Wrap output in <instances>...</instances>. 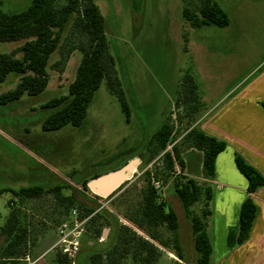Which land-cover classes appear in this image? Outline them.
<instances>
[{"label": "rangeland", "instance_id": "obj_1", "mask_svg": "<svg viewBox=\"0 0 264 264\" xmlns=\"http://www.w3.org/2000/svg\"><path fill=\"white\" fill-rule=\"evenodd\" d=\"M224 1L228 5V26L192 28L182 18L184 0H95L105 21L109 51L129 107V120L126 122L117 97L103 82L81 126L67 125L57 131L43 132L42 120L53 110L42 105L52 98L67 95L82 57L77 50L72 51L61 69L56 62L62 58V53L54 52L49 60V81L44 91L37 96H22L17 101L0 104V190L34 185L49 187L66 182L84 191L82 181L89 182L95 175L120 169L138 159L139 164L127 184L112 196L101 197L100 205L113 213L120 225L130 227L157 247L160 254L155 264H196L189 216L175 198L173 174L161 166L159 158L149 162L146 147L169 118L174 125V144L182 149L187 173L200 175L201 153L183 150L180 145L186 129L200 118L199 112L192 120L183 117L184 111L174 105L182 76L186 72L193 76L204 103L203 113L211 116L244 90L256 71L264 69V9L255 8L251 14L246 1L218 2L226 6ZM29 2L0 0V10L19 11ZM21 44L22 41L0 43V54L9 53ZM17 82L18 76L9 75L0 83V94L13 89ZM146 169L157 174L159 180L154 185L162 200L177 214L176 236L181 258L172 250L171 232L160 229L161 235L169 239V247H164L124 217L138 199ZM84 193L93 199L90 191ZM63 194L68 195L69 190H63ZM12 199L11 192L0 195V226L8 216ZM202 202L203 199L192 207V212L200 214ZM23 207L29 231L26 254L32 258L47 250L44 249L48 246L46 238L54 236L57 228L65 224L64 230L69 231L75 221L87 218L76 207L63 215L50 194L28 199ZM101 227L99 236L88 230V219L78 228L80 249L74 264H92L91 252L110 248L113 229L111 225ZM4 238L0 235V249ZM106 260L103 257L101 264H106ZM120 264H134L132 252L126 254Z\"/></svg>", "mask_w": 264, "mask_h": 264}, {"label": "trees", "instance_id": "obj_2", "mask_svg": "<svg viewBox=\"0 0 264 264\" xmlns=\"http://www.w3.org/2000/svg\"><path fill=\"white\" fill-rule=\"evenodd\" d=\"M184 1L186 5L182 8L181 14L190 27L228 26V15L215 0ZM20 41L22 44L16 49L0 54V83L5 82L11 74L18 76L16 86L0 94V104L17 101L22 96L40 94L48 85L47 68L51 55L56 51L62 53V58L56 62L62 69L69 54L77 50L82 57L75 77L68 85V93L52 98L42 105L53 112L42 120L41 130L53 132L67 125L81 126L88 107L103 82L117 97L128 122L129 107L116 75L114 58L109 51L105 21L95 0H63L62 3L59 0H30L22 10L15 12L0 10V43ZM174 105L180 106L184 111L182 116L191 120L202 107L198 85L188 72L182 76ZM261 105L264 106V103ZM173 135L174 125L167 118L148 141L146 147L148 161L159 158L161 166L173 174L175 198L189 216L193 248L197 255L196 264H209L212 247L206 227L211 215L212 190L207 180L213 178L215 159L225 150L227 143L207 134L197 124L186 129L180 145L185 148L183 150L194 149L201 152L203 178L201 181L184 173L182 149L174 144ZM169 146L170 149H167ZM234 163L239 173L247 180V196L240 205L238 215L236 244L240 245L248 238L255 219L256 206L252 195L264 187V174L239 153L234 154ZM100 175H95L91 179ZM142 179L143 185L138 190V199L133 207L128 208L124 217L133 227L143 231L149 239L164 247H169V239L161 235L160 229L165 228L171 232L172 250L181 258L180 243L176 236L179 226L177 214L170 204L162 200L159 189L155 187V181L159 180L157 174L146 169ZM125 184L127 181L116 191ZM80 185L84 191H89L87 180L82 181ZM63 190H69V194L64 195ZM84 191L66 182L54 183L49 187L34 185L18 190L1 189L0 195L11 192L17 201H11L14 202L13 205L8 204V216L0 226V235L5 237L0 249V264H23L19 259L27 252L29 237L23 203L46 194L52 195L57 209L63 215L71 207L81 210L84 216L88 217V230L95 236L101 234L102 225H111L113 229L111 246L107 247L108 249L91 252L89 260L92 264H101L103 257L107 259L106 264H120L121 259L130 252L134 264H155L160 254L157 247L130 227L120 225L118 219L108 209H102L101 197L93 195V199L88 198ZM201 199L203 202L200 214L192 212L191 208ZM48 255L50 257L48 259L47 256L46 260L50 264H71L64 254L50 252Z\"/></svg>", "mask_w": 264, "mask_h": 264}, {"label": "crops", "instance_id": "obj_3", "mask_svg": "<svg viewBox=\"0 0 264 264\" xmlns=\"http://www.w3.org/2000/svg\"><path fill=\"white\" fill-rule=\"evenodd\" d=\"M218 1L215 0L228 15V5L224 1L226 6H222ZM235 1H246L251 14L255 8L258 11L264 9V0H232ZM255 74L244 90L213 115L203 113L204 103L201 101L200 118L196 124L207 134L227 143L225 150L215 159L213 178L207 180L212 190L211 215L206 227L212 247L209 264H264V187L252 195L256 214L249 236L242 244H236L239 209L247 196V180L237 170L234 154H241L264 174V107L261 105L264 103V69L260 68ZM184 163L186 175L203 181L201 174H188L185 159ZM55 238L56 235L46 238L45 245L48 246L44 249H48Z\"/></svg>", "mask_w": 264, "mask_h": 264}, {"label": "built area", "instance_id": "obj_4", "mask_svg": "<svg viewBox=\"0 0 264 264\" xmlns=\"http://www.w3.org/2000/svg\"><path fill=\"white\" fill-rule=\"evenodd\" d=\"M14 201L16 202L17 199L14 198L9 201L10 205H13ZM102 208H105L102 206ZM88 219L85 218L83 221H75L74 225H72L71 229L69 231H65L66 225L63 224L60 228H57V231L55 233L56 238L51 244V246L41 254H39L37 257L32 258L29 254H25L21 259H19L23 264H50L46 257L50 252H58L61 254L66 255L71 264H74L75 258L77 256V253L80 249V231L78 228L82 225L84 221ZM72 237V238H69Z\"/></svg>", "mask_w": 264, "mask_h": 264}, {"label": "water", "instance_id": "obj_5", "mask_svg": "<svg viewBox=\"0 0 264 264\" xmlns=\"http://www.w3.org/2000/svg\"><path fill=\"white\" fill-rule=\"evenodd\" d=\"M139 164L138 159H133L120 169L107 172L87 182L88 190L98 197H108L130 179L134 168Z\"/></svg>", "mask_w": 264, "mask_h": 264}]
</instances>
